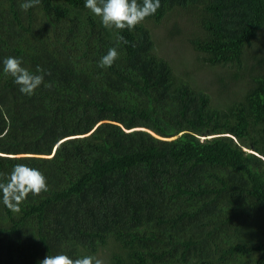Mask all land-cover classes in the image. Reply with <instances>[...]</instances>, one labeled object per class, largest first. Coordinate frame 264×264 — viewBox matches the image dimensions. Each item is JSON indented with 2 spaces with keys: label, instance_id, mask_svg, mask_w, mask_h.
I'll return each instance as SVG.
<instances>
[{
  "label": "trees",
  "instance_id": "16d2710c",
  "mask_svg": "<svg viewBox=\"0 0 264 264\" xmlns=\"http://www.w3.org/2000/svg\"><path fill=\"white\" fill-rule=\"evenodd\" d=\"M21 3L0 0V59L41 66L47 86L25 96L0 72V176L27 163L48 190L0 205V264H264V0H161L127 43L84 0ZM172 12L199 28L197 58L227 68L218 100L155 53Z\"/></svg>",
  "mask_w": 264,
  "mask_h": 264
},
{
  "label": "clouds",
  "instance_id": "9594fccd",
  "mask_svg": "<svg viewBox=\"0 0 264 264\" xmlns=\"http://www.w3.org/2000/svg\"><path fill=\"white\" fill-rule=\"evenodd\" d=\"M41 0H22L21 8L27 11L39 5ZM161 6V0H84V8L98 18L100 25L111 32L116 40L127 43L121 31H132L145 18L154 16ZM118 58L117 48L109 47L102 55L97 66L105 69L113 65ZM0 72L11 78L18 91L31 96L42 84L47 86L44 77L46 69L37 65L35 71L23 64L22 57L5 56L0 59ZM48 185L43 172L27 163H16L4 176H0V205L10 212L20 211V205L31 193L33 196L46 192ZM40 264H104L95 255L71 257L65 252L45 255Z\"/></svg>",
  "mask_w": 264,
  "mask_h": 264
},
{
  "label": "rangeland",
  "instance_id": "374dc122",
  "mask_svg": "<svg viewBox=\"0 0 264 264\" xmlns=\"http://www.w3.org/2000/svg\"><path fill=\"white\" fill-rule=\"evenodd\" d=\"M186 19L185 12H172L160 24L151 27L155 40V53L169 60L175 76L188 80L192 85L208 92L213 101L218 100L221 94L216 80L217 74L227 71V68L210 66L197 58V53L190 47L188 38L196 36L200 31L193 22L190 23ZM174 24L177 26L172 30H179L180 33L170 38L165 31L166 28L175 26ZM55 34L54 39L60 35L58 32ZM231 90L240 91L238 87ZM100 259L104 262V257Z\"/></svg>",
  "mask_w": 264,
  "mask_h": 264
}]
</instances>
